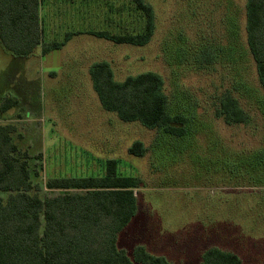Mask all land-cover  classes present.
I'll list each match as a JSON object with an SVG mask.
<instances>
[{"label": "rangeland", "instance_id": "rangeland-1", "mask_svg": "<svg viewBox=\"0 0 264 264\" xmlns=\"http://www.w3.org/2000/svg\"><path fill=\"white\" fill-rule=\"evenodd\" d=\"M145 1L154 31L136 46L91 34L142 32L144 17L130 0H43L42 41L74 35L60 49L42 54L39 45L27 57L0 43V104L18 101L0 124L15 126L13 141L28 153L41 198L57 193L45 187L48 178L101 176L107 159L140 179L136 212L116 236L130 258L141 246L173 264H200L216 247L242 264H264V163L254 161L264 155V90L246 43V0ZM98 61L109 63L117 81L160 74L170 114L187 118L186 134L106 111L89 73ZM227 91L248 114L245 123L216 117ZM135 141L146 147L143 156L129 152Z\"/></svg>", "mask_w": 264, "mask_h": 264}, {"label": "trees", "instance_id": "trees-1", "mask_svg": "<svg viewBox=\"0 0 264 264\" xmlns=\"http://www.w3.org/2000/svg\"><path fill=\"white\" fill-rule=\"evenodd\" d=\"M130 1L144 17L142 32L112 34L101 30L91 34L115 44L148 43L154 31L153 8L145 0ZM40 3L0 0V43L13 55L27 57L39 45L46 54L63 47L74 35L67 33L59 42H43ZM245 19L247 47L264 90V0H246ZM89 73L106 111L116 113L124 122L139 121L170 136L186 134L187 118L170 114L160 74L147 71L117 81L106 61L93 63ZM17 103L14 97L5 98L0 104V118ZM215 115L227 125L248 120L238 99L228 91L221 94ZM15 130L13 124H0V264H173L141 246L133 250L132 258L116 246L117 233L137 209L138 177L120 174L118 161L107 159L101 176L48 178L45 187L57 193L41 198L40 189L32 182L28 153L13 141ZM128 150L143 156L146 147L135 141ZM254 159L264 163V155ZM257 176L249 175L255 181ZM200 264L242 261L230 251L211 247L204 251Z\"/></svg>", "mask_w": 264, "mask_h": 264}, {"label": "crops", "instance_id": "crops-1", "mask_svg": "<svg viewBox=\"0 0 264 264\" xmlns=\"http://www.w3.org/2000/svg\"><path fill=\"white\" fill-rule=\"evenodd\" d=\"M42 1H43V0H41V3H40V5L42 4ZM39 8H40V6H39ZM39 15H40V13H39ZM41 27H42V26H41ZM42 28H43V27H42Z\"/></svg>", "mask_w": 264, "mask_h": 264}]
</instances>
